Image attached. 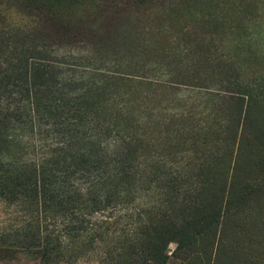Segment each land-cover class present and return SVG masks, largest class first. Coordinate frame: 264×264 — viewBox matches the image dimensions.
I'll return each mask as SVG.
<instances>
[{
    "label": "rangeland",
    "instance_id": "obj_1",
    "mask_svg": "<svg viewBox=\"0 0 264 264\" xmlns=\"http://www.w3.org/2000/svg\"><path fill=\"white\" fill-rule=\"evenodd\" d=\"M30 200L103 224L33 246ZM161 237L166 264H264V0H0V264H156Z\"/></svg>",
    "mask_w": 264,
    "mask_h": 264
},
{
    "label": "trees",
    "instance_id": "obj_2",
    "mask_svg": "<svg viewBox=\"0 0 264 264\" xmlns=\"http://www.w3.org/2000/svg\"><path fill=\"white\" fill-rule=\"evenodd\" d=\"M231 101L234 102V105H237L239 104L240 99L232 98ZM37 160L43 164L51 163V165H54L55 167L59 165V162L56 161V159H53L48 155H39ZM110 176L111 179L115 178V176L112 174ZM106 181H109L108 174L104 175L103 172H98L95 174L90 173V175L87 176V179L82 181L83 186H79L78 188L82 192L81 197H85V198L91 197L92 196L91 191L93 190H94L93 192L96 191L100 192L98 194L99 196L98 195L95 196L96 199L94 200L93 203L94 205H100L101 200L103 201L106 200L107 198L103 190L104 187L103 185ZM70 187L71 190H73L74 186L71 185ZM25 191L27 192V188H25ZM39 195L40 198H43L42 194ZM109 196L115 198L113 197V190L111 188L109 189ZM36 201H37V196H35V202ZM33 206H34V202L32 204V200H30V202L27 203V205L25 206L26 209L25 215H23V219L22 221H20V226L17 225V227H13V230L12 232H10V234L14 235L17 238L18 235H20V237H22L23 242H27L29 244H32L33 246L37 245L38 247L44 248L49 251H51L53 248H55L58 245H62L63 240H67L70 238L74 239L78 237L80 233L83 232L93 233V229H98V227H100V224H103V222L101 221L93 224V221L96 218L91 215L94 219H91L90 217L87 220L86 217L87 216L89 217L90 214L88 213L86 214L81 211H76L74 215H70V214L68 215L64 212H62L61 214L52 215V213L46 211L47 215L44 216V221H42L44 223L40 225L37 224V220H34L33 217L31 216L33 212L32 211ZM113 208L119 211V209H117L116 207ZM29 210L31 213H29ZM136 217H137V212L136 210H134V208L128 209L124 212V214L121 216V219H124L125 220L124 222H126L125 223L126 225L124 226L125 229L129 228V230H136L137 233L139 228L133 227L134 224H137ZM130 234H135V233L132 231L130 232ZM179 246L180 243L177 244L178 248ZM164 247H165L164 239L163 237H161L157 242L156 250L152 253V261H154L156 264H166V262H164V258L166 259V249ZM109 256L110 253H108V257L106 258H110ZM105 261L106 259L102 258L100 259L99 264H103V262Z\"/></svg>",
    "mask_w": 264,
    "mask_h": 264
}]
</instances>
